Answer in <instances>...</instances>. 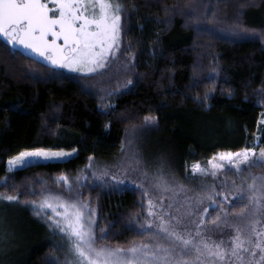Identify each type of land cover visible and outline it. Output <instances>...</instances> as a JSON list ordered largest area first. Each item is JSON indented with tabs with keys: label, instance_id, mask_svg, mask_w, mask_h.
<instances>
[{
	"label": "trees",
	"instance_id": "obj_1",
	"mask_svg": "<svg viewBox=\"0 0 264 264\" xmlns=\"http://www.w3.org/2000/svg\"><path fill=\"white\" fill-rule=\"evenodd\" d=\"M120 2L118 47L131 59L124 90L102 96L92 90L98 74L65 73L0 41V195L17 196L19 205L48 193L88 203L96 236L107 233L96 246L111 248L151 238L137 229L149 219L161 173L228 193V172L211 178L192 175L190 166L251 147L260 118L256 154L264 147V0ZM37 148L75 155L6 169L8 159ZM22 216L37 239L18 252V264L69 261L58 232Z\"/></svg>",
	"mask_w": 264,
	"mask_h": 264
},
{
	"label": "snow or ice",
	"instance_id": "obj_2",
	"mask_svg": "<svg viewBox=\"0 0 264 264\" xmlns=\"http://www.w3.org/2000/svg\"><path fill=\"white\" fill-rule=\"evenodd\" d=\"M51 3L54 7L49 6V0H0V34L9 42L31 49L51 65L82 73L104 69L118 49L124 10L120 0H51ZM150 119L154 118L145 117L146 121ZM67 155L70 153L63 150L48 152L37 148L20 152L9 160V166H23L32 157L51 159ZM225 162L236 173L251 169L264 164V147H260L258 155L255 147L218 153L208 161L210 169L196 162L192 173L215 178L218 170L225 168ZM248 176L250 183H246ZM248 176L241 177L240 185L233 184L237 199L244 200L246 194L251 206L247 214H238L244 219L242 224L229 223L228 207H222L228 200L226 195L223 200H216L214 197L222 193L213 191L207 197L221 213L212 221L213 227L222 233L218 239L209 234L206 226L204 214L208 208L202 213L192 211L202 198H197L193 205L192 198L186 197V207L172 199L167 203L163 198L158 203L148 199L149 219L146 224H139L137 230L141 234L150 233L152 242L132 244L128 248L96 246V240L105 239L107 233L101 229L102 234L96 236L94 222L85 211L91 212L88 203L62 201L61 197L48 193L39 208L54 213L48 217L49 227L58 229L68 241L73 258L65 264H264V218H257L264 212V175L249 172ZM61 179L68 183V177ZM156 183L165 190L169 187L162 173ZM183 187L179 185L180 190ZM0 198L18 199L13 195H0ZM221 224L231 227L235 234L225 238Z\"/></svg>",
	"mask_w": 264,
	"mask_h": 264
},
{
	"label": "rangeland",
	"instance_id": "obj_3",
	"mask_svg": "<svg viewBox=\"0 0 264 264\" xmlns=\"http://www.w3.org/2000/svg\"><path fill=\"white\" fill-rule=\"evenodd\" d=\"M49 6L54 7L52 5L51 0H49ZM262 18H264V9L262 10ZM120 48L118 47L115 56L111 57L109 62L107 63L104 69L97 70L96 73H82L78 71H74L65 67L58 66V69L71 74L77 75H95L98 74V83L92 86V90L101 94L102 96L117 92L120 90H124L130 84L129 81L131 79V59L127 56H124ZM263 123V119L260 118L258 121V128L257 132L253 137V143L251 147H257L260 139V127ZM48 152H59V151H48ZM65 153H70V155L60 157V158H51L45 159L42 157H32L28 158L25 165L20 166L17 165L15 167L9 166V160L6 161V169L8 171H15L18 169H25L30 166H34L38 163H50V164H57L63 161H66L72 158L75 155L74 151H64ZM18 156V155H17ZM216 156V155H215ZM209 161V160H208ZM206 162L204 168L210 169V165ZM216 162H219L218 160ZM194 164V163H193ZM192 164V165H193ZM192 165L190 166V173L192 175H201L200 173H192ZM264 164H259L257 166L252 167L251 169H246L243 172L236 173L235 169L228 165L225 162V168L220 169L217 172L216 177H221L225 174L228 180L234 179L235 184L238 180L241 181L242 176H248L249 172L256 176L264 175V168L261 171H254V169L259 168ZM213 178L211 175H208ZM230 178V179H229ZM169 182V187L165 190L161 185L155 183L152 187L156 191V199L154 198V202H159L160 198L164 199V202L167 203L169 199L175 200L178 204L184 205L185 207L188 204V201L185 199L186 197L192 198L193 205L196 204L197 198H202V202L199 203L197 207H194L192 211L194 212H203L204 208H208V213L204 214V219L206 221V226L210 230L211 235H213L214 239H218L221 236V232L213 227L212 221L217 215H220L219 209H216L212 206V201L209 200L207 197L209 193L204 190L206 187L211 193L215 190L211 184L207 185H197V184H179V183H172ZM217 182V181H215ZM234 182L230 185L228 182H224L227 188L231 190H227V188L222 189L223 191H227L228 193H223L221 196L214 197L216 200H223V196H227L228 200L222 205V207H228L230 224H242L244 219L241 218L238 214L249 212V208L251 207L248 204V198L245 194L244 200H238L236 189L233 187ZM251 182V176H248V180L246 183ZM179 185H183V190L179 189ZM237 185V184H236ZM44 200V199H43ZM43 200L34 203H29L27 205H19L17 200L8 201L5 199L0 198V264H18L19 263V251L21 253L25 250L29 244H32L37 239L36 231H32L31 228L26 224L24 217L22 216L23 213L28 214L32 220L39 225H42L47 229L48 232H58L60 235L61 243L65 246L69 260H72V253L68 249V241L66 240L64 234L59 233L58 229H53L49 227L51 221L48 219L50 216H54V213L50 209H40L39 204ZM62 201H66L62 199ZM230 205V207H229ZM62 210V209H61ZM86 215H89L87 210ZM21 212V213H20ZM33 213L35 216H33ZM149 218V217H148ZM264 218V212L261 213L260 216L257 217ZM92 219V218H91ZM220 227L223 229V234L225 238L228 234L234 235V230L231 227H228L225 224H221ZM152 242L151 238L145 242L150 243ZM22 257V256H21Z\"/></svg>",
	"mask_w": 264,
	"mask_h": 264
},
{
	"label": "water",
	"instance_id": "obj_4",
	"mask_svg": "<svg viewBox=\"0 0 264 264\" xmlns=\"http://www.w3.org/2000/svg\"><path fill=\"white\" fill-rule=\"evenodd\" d=\"M0 41H2L10 49L18 52L21 56H23L25 58H28V59H31V60H34L37 62L43 61V59H44V57H41L37 53H34V51H32L31 49L26 48L25 46H23L19 43L9 42L8 39L5 36H3L2 34H0ZM60 42H62V41H60Z\"/></svg>",
	"mask_w": 264,
	"mask_h": 264
},
{
	"label": "flooded vegetation",
	"instance_id": "obj_5",
	"mask_svg": "<svg viewBox=\"0 0 264 264\" xmlns=\"http://www.w3.org/2000/svg\"><path fill=\"white\" fill-rule=\"evenodd\" d=\"M49 39H51L50 37H49ZM35 53V52H34ZM43 61H46V62H48L45 58L43 59Z\"/></svg>",
	"mask_w": 264,
	"mask_h": 264
}]
</instances>
